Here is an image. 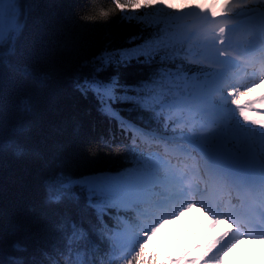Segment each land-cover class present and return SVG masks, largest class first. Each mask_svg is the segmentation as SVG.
<instances>
[{
    "label": "snow or ice",
    "instance_id": "obj_1",
    "mask_svg": "<svg viewBox=\"0 0 264 264\" xmlns=\"http://www.w3.org/2000/svg\"><path fill=\"white\" fill-rule=\"evenodd\" d=\"M218 6L221 9L218 14L220 18H236L240 15L235 11L238 8L245 9L244 15H252L253 8L258 7L262 20L260 28L264 32V0H260L258 5H253L251 0L244 5L225 0L223 5ZM116 7L121 12L126 7L136 10L169 9L162 15L171 19V9L175 5L167 0H124L123 3L116 0ZM216 7L217 4H214L213 10ZM205 14H209L207 9ZM148 15L152 13L148 12ZM121 20L135 23L141 33L149 29L151 31L146 37L139 33L129 37L127 47L104 48L86 59L72 73L73 89L85 98L93 96L97 100L98 111L115 121L118 127L123 126L121 131L135 128L162 142L188 145L180 151L195 157L197 167L191 171L199 175L205 187L201 189L199 184L194 188L184 187L182 179L164 172L169 165L162 158L156 164L143 154L134 156L132 168L116 174L101 169L76 175L64 171L62 164L58 163L60 171L44 182L45 205L54 208L83 205L90 216H60L54 228L58 243L64 247L59 249L53 244L52 251L47 247H35L38 240L35 234L17 225L12 226L13 234L21 231L23 234L12 240L10 254L5 255L4 250L0 249V264H61L60 256L68 255L74 247L83 245H100L104 252L111 251L113 256L124 251L125 264H160L156 250L153 248L149 251L153 241L150 237L159 224V220L155 219L157 210L169 208L186 199L190 193L202 196L210 181L227 182L237 188L249 187L253 191L258 188L264 194V119H260L264 117V111H258L264 110V95L246 101L243 99L264 86V79L242 88L232 84L224 86L230 69L238 66L235 58H229L228 55V48L232 46L226 36L228 30L224 26L219 28V37L205 41L202 45L204 51L194 55L192 50H184L188 41L181 43L177 51V44L168 35L170 28L167 21L153 27L154 22L149 21L146 25L140 16L122 15ZM28 22L23 0H0V45L6 41L13 44L25 33ZM217 43L224 47H217ZM253 43V40L249 41L248 51L254 50ZM259 45L256 50L264 52V38L259 40ZM201 56L210 65L222 67H189L192 60ZM134 65L143 71L139 79L128 83L122 70ZM4 89L5 85L0 80V128L6 118ZM217 94H220L219 98ZM40 105V97L27 89L23 91L16 105L17 123L12 129L14 136H26L28 121L38 112ZM121 105L127 106L125 110L137 113L143 128L120 116L117 106ZM224 111L231 115L223 116ZM181 124L188 130L177 132L176 126ZM246 125L258 126L261 130L257 132ZM99 143L109 149L115 146L111 144L110 138H101ZM17 148V154H22L23 143L18 144ZM252 174L258 176V182L250 181ZM187 178L185 175L183 179ZM193 203L197 205L200 202L195 200ZM200 207L212 216L219 213V210L213 213L204 205ZM261 216L264 217V213ZM121 217L129 223L123 227L111 225L113 219L119 222ZM146 220H155V223L145 224ZM220 223V219H214L211 227ZM230 225L235 228L231 234L233 243L242 239L241 231L248 234V226L234 220ZM252 227L260 233L259 238L264 239V226ZM106 232L112 235L105 236ZM216 244L207 247L204 257L189 258L191 253L184 249L175 258L165 253L164 264H221L224 251L230 250V246L224 243L221 248H217ZM201 247V244L194 243L192 251L198 252ZM37 253L40 259H37ZM104 259L109 264H115L111 257L105 256ZM73 264H103V261L74 260Z\"/></svg>",
    "mask_w": 264,
    "mask_h": 264
},
{
    "label": "trees",
    "instance_id": "obj_2",
    "mask_svg": "<svg viewBox=\"0 0 264 264\" xmlns=\"http://www.w3.org/2000/svg\"><path fill=\"white\" fill-rule=\"evenodd\" d=\"M28 14L25 33L13 44L0 45V80L5 85L3 104L5 122L0 128V249L10 254V244L23 232L12 233L17 225L38 237L35 247L58 243L54 225L65 214L90 216L83 205L46 206L44 182L63 166L72 174L98 170L130 169V149L125 134L119 135L117 123L98 111L97 100L76 92L71 83L72 73L81 64L104 48L127 47L128 38L148 36L135 23L121 16H140L147 25L167 18L169 9L123 12L116 0H23ZM121 3L124 0H120ZM174 4L172 13L190 6L187 0H167ZM148 12L152 15L149 16ZM126 82L134 83L142 69L133 66L122 70ZM27 89L40 97L38 112L28 121L25 137L14 136L17 123L16 105ZM120 116L143 127L137 113L117 106ZM113 132H111V130ZM127 128L124 130L126 131ZM101 138L115 145L109 149L100 144ZM23 143L22 154L17 145ZM40 259L39 254H36ZM63 256H60L63 264ZM231 264V263H228Z\"/></svg>",
    "mask_w": 264,
    "mask_h": 264
},
{
    "label": "bare ground",
    "instance_id": "obj_3",
    "mask_svg": "<svg viewBox=\"0 0 264 264\" xmlns=\"http://www.w3.org/2000/svg\"><path fill=\"white\" fill-rule=\"evenodd\" d=\"M121 127H123V126H121ZM121 127H118V132H119V135L125 134L126 139H127L126 143L135 144L134 141L139 140L137 138V136L135 134H133L130 130L127 129L126 131H121ZM113 130L114 129H112L111 132H113Z\"/></svg>",
    "mask_w": 264,
    "mask_h": 264
},
{
    "label": "rangeland",
    "instance_id": "obj_4",
    "mask_svg": "<svg viewBox=\"0 0 264 264\" xmlns=\"http://www.w3.org/2000/svg\"><path fill=\"white\" fill-rule=\"evenodd\" d=\"M254 82V80L252 81V83ZM147 221H149V220H147ZM155 221V220H154ZM166 229V228H165Z\"/></svg>",
    "mask_w": 264,
    "mask_h": 264
}]
</instances>
